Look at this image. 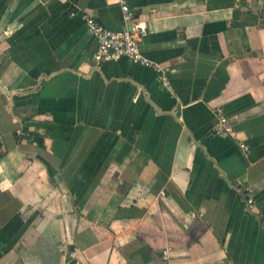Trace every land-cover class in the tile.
<instances>
[{"label": "crops", "instance_id": "obj_1", "mask_svg": "<svg viewBox=\"0 0 264 264\" xmlns=\"http://www.w3.org/2000/svg\"><path fill=\"white\" fill-rule=\"evenodd\" d=\"M0 264H264V0H0Z\"/></svg>", "mask_w": 264, "mask_h": 264}, {"label": "built area", "instance_id": "obj_2", "mask_svg": "<svg viewBox=\"0 0 264 264\" xmlns=\"http://www.w3.org/2000/svg\"><path fill=\"white\" fill-rule=\"evenodd\" d=\"M120 8L124 27L119 31L104 28L92 16H83L86 26L98 42V48L93 57L94 65L99 66L106 61H118L121 58H126L133 64L151 69L161 86L168 89L170 80L165 70L159 64L149 60L141 53L140 44L147 35L146 25L137 21L134 13L126 4H121ZM216 119L217 126L214 130L215 135H224L230 139L239 141L237 131L228 124L227 118L221 112H217ZM239 147L243 151H248V147L240 141ZM246 191L248 193L251 192L248 188ZM247 201L248 203H252L251 199ZM74 256V253H71V257ZM163 258L167 260V251L164 252Z\"/></svg>", "mask_w": 264, "mask_h": 264}]
</instances>
